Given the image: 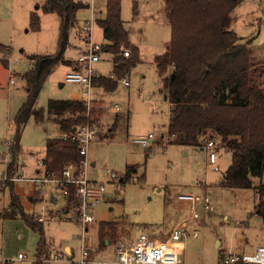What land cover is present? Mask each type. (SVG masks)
<instances>
[{
    "label": "rangeland",
    "instance_id": "1",
    "mask_svg": "<svg viewBox=\"0 0 264 264\" xmlns=\"http://www.w3.org/2000/svg\"><path fill=\"white\" fill-rule=\"evenodd\" d=\"M42 2L0 0V43L8 50V54L2 55H7L8 60L0 59V154L5 151L4 142L12 139L13 118L26 97L22 75L31 68L29 56L53 54L57 50L58 17L54 13L43 12ZM161 4L160 0L121 1V17L129 41L139 47V59L126 77L130 86L124 87L118 82L113 92L104 95L103 100L108 106H121L119 117L106 110L101 116L103 133L112 123L117 124L114 135L92 142L88 149V160L96 162V168H89L88 175L106 182L109 181L105 170L117 175L114 182L106 184L107 201L93 210L96 223L90 224L88 234L93 236L96 243V224L100 221H115L119 222L118 229L137 225L145 227L150 237L159 239L182 221L190 219L191 205L188 201L179 200L178 195L191 193L201 196L202 201L195 206L197 220L189 224V235L180 239L185 244L181 261L183 264H216L219 252L218 247H215V238L221 240V249L236 253H250L264 243V210L262 214L258 213L256 204L261 199H258L254 188L228 189L219 185L231 163V152L218 140H214L217 144L218 171L212 170L208 164V153L203 149L166 145L164 140L163 143L157 142L156 139L162 133L167 134L169 119V103L164 100L162 83L153 65V57L165 52L170 36ZM91 15L89 8L78 10L77 24L69 29L66 57L77 55L78 48H74L79 45L77 26L81 27L84 24L81 22L89 20ZM32 16L39 19L38 31L31 29ZM92 19V40L102 41L101 28L96 25L97 12ZM225 27L234 31L239 43L247 44L255 57L264 55V0H241L226 16ZM125 48L130 50L129 47ZM102 56L103 60L97 68L101 71L106 67L111 70V56ZM259 61L258 70L264 80V57ZM7 66L14 74V84L10 87ZM67 69L64 65H58L52 71V76L47 77L36 100V108H42L45 113L49 99H64L68 96L71 85L65 83ZM63 82L65 86L61 87ZM122 117L125 118L123 123L120 120ZM148 133H153L155 137V141L148 146L133 142L136 136ZM60 134L57 125L49 120L46 113L41 123L30 117L22 129L18 163L22 164L24 159L30 161L31 154L43 158L47 139L59 138ZM131 164L137 166L136 172H132L129 181L120 184L118 180L125 177L126 166ZM4 169L0 157V176ZM24 175L27 177L29 174ZM252 183L254 187L264 184V170L260 177L252 179ZM37 188L30 181L23 180L16 181L12 189L6 187L0 192L1 245L6 258H15L18 253L26 255L20 264H31L35 260L39 235L28 227L19 214L13 212L9 206L11 193L19 196L24 214L36 215L42 211L44 203L31 204L28 197L37 195ZM52 190L57 193L58 205L44 221V234L49 251L62 254L63 260L49 259L50 256L45 255L42 264H70L63 246L69 244L79 254L78 236L82 228L76 219L61 217L62 195L56 188ZM205 200L212 206L211 211L204 208ZM193 231L197 233L195 238L191 236ZM120 239L128 238L123 234L117 241ZM105 253V250L96 249L93 256L97 259L110 258Z\"/></svg>",
    "mask_w": 264,
    "mask_h": 264
},
{
    "label": "trees",
    "instance_id": "2",
    "mask_svg": "<svg viewBox=\"0 0 264 264\" xmlns=\"http://www.w3.org/2000/svg\"><path fill=\"white\" fill-rule=\"evenodd\" d=\"M122 0H106L104 12L96 23L102 29L104 50L113 56L116 78L94 79L107 90L115 88L125 70L138 61V48L128 39L121 17ZM170 28L168 47L155 57L161 78V92L169 103L166 145L204 147L205 140H218L231 152V163L219 185L228 189H250L258 195V213L264 210V184L253 186L252 179L264 170V80L247 44L239 43L238 35L225 27L226 16L241 0H162ZM45 13L58 17L57 50L53 54H32L31 68L22 78L26 97L13 118L8 174L19 171L20 138L24 125L33 117L42 121L46 113L59 125L70 130L84 122L85 106L80 100L47 102L46 110L35 103L43 83L58 65H72L65 59L69 47V29L77 24L78 10L88 8L81 0H43ZM32 30L40 29L39 19L32 16ZM129 47L130 57L120 56V46ZM0 44V54L7 53ZM93 115V110L91 111ZM94 116V115H93ZM45 170L61 172L68 164L79 167L81 157L75 144L60 138L48 139L45 147ZM128 168L121 183L130 180ZM129 179V180H128ZM120 183V184H121ZM9 183L7 186H12ZM69 204L77 209L74 187L69 186ZM10 207L39 235L33 264H42L47 239L44 223L31 214H24L17 195L11 193ZM18 212V213H17ZM119 222H102L97 228V250L120 236Z\"/></svg>",
    "mask_w": 264,
    "mask_h": 264
},
{
    "label": "built area",
    "instance_id": "3",
    "mask_svg": "<svg viewBox=\"0 0 264 264\" xmlns=\"http://www.w3.org/2000/svg\"><path fill=\"white\" fill-rule=\"evenodd\" d=\"M87 4L88 8L93 14V2L94 0H81ZM93 16L89 20H86L80 27L78 32V40L84 45L85 50L79 54L76 59L75 66L72 67L65 74V82L76 86V90L72 91L71 99L80 100L84 103L85 113L83 115L84 122L78 125H74L70 130L60 131V139L75 144L77 152L81 157L79 167L76 170L74 164H68L61 172H49L45 170V160L38 159L37 164L44 167L42 177L37 181L41 184L40 190L44 189L46 184H54L61 191L64 196L69 194V186L74 187V197L78 202L75 218L81 224V232L78 236L80 242V251L77 259H68L70 264H183L181 261L182 244L177 247L180 239L188 236L189 224L197 220V214L195 213V206L198 202L202 201L201 196H197L191 193L178 195L179 200L188 201L191 205L192 216L187 221H182L176 228H174L169 236L165 239L152 238L138 228L137 235L132 239H120L116 241L114 247V255L112 259H97L92 257L95 251L94 238L88 234V225L94 222L93 210L97 208L104 200V193L106 184L114 182L117 179L115 173L105 170L107 175L106 181H98L88 178L87 169L89 160L87 157L90 143L102 135L104 126L100 121L95 118L91 111L93 110L91 89L94 79L101 78L103 73L97 68L98 63L103 60V54H108L104 50V45L96 43L92 40V28L94 25ZM120 52L123 58L128 59L130 57V50L123 45L120 46ZM8 54V53H5ZM1 60H8L7 55L2 56ZM4 57V58H3ZM113 68L107 73V77L115 79L116 74L114 67L116 63L111 56ZM8 67V66H7ZM9 71V83H14V74ZM118 82L123 85H128L129 82L124 76L118 79ZM121 109L119 104H113L109 106L111 112H118ZM169 114V112H168ZM153 134L148 133L142 136H136L133 141L143 146L152 142ZM205 147L208 149V164L212 167V170L218 171L216 166V149L217 146L214 140H205ZM5 151L0 154L1 160L4 162L5 169L0 176V191L3 190L9 183H15L16 181L26 180L25 176L19 171L13 175L8 174V164L10 159V146L11 141L6 140L4 142ZM122 179L118 182L121 183ZM204 208L208 211L212 210V206L205 200ZM44 212L41 216L37 217V220L44 222ZM71 217H73L71 215ZM193 238L197 236V233L193 231L191 234ZM26 255L19 253L16 258H6L3 256L1 237H0V264H14V262L22 261L26 259ZM49 259L63 260L62 254H53ZM216 264H264V245H258L251 253H236L225 250Z\"/></svg>",
    "mask_w": 264,
    "mask_h": 264
},
{
    "label": "crops",
    "instance_id": "4",
    "mask_svg": "<svg viewBox=\"0 0 264 264\" xmlns=\"http://www.w3.org/2000/svg\"><path fill=\"white\" fill-rule=\"evenodd\" d=\"M160 2L162 3L161 4V7H163V10H164V3H163V1L162 0H160ZM105 5H106V0H94V2H93V17H94V15H95V13L97 12V14H98V18H99V16L102 14V12H104V9H105ZM163 5V6H162ZM164 13V17H165V22L167 23V25L169 26V24H168V21H167V19H166V16H165V12H163ZM86 20H84L83 22H81V24L82 23H84ZM97 21V20H96ZM80 24V25H81ZM97 25V24H96ZM79 29H80V26L78 25L77 26V32H76V34L78 35V32H79ZM170 29V28H169ZM143 31V28L142 29H140V32H142ZM101 39H102V41L100 40V41H97V39L94 41V42H97V43H100V44H105V41H104V38H103V32H102V29H101ZM78 40V39H77ZM78 43H79V45L78 46H74V48H78V53H77V55L75 56V57H66V55H65V59H67V60H70L71 62H72V65H64V66H66L68 69L66 70V73L72 68V67H74L75 66V62H76V59H77V57L79 56V54H81L84 50H85V47H84V45L83 44H81L80 42H79V40H78ZM1 44V43H0ZM130 44L131 45H133V46H136V45H134L133 43H131L130 42ZM73 45H71V47H72ZM137 47V46H136ZM138 48V51H139V47H137ZM67 51V50H66ZM251 51V50H250ZM252 52V51H251ZM106 54V53H105ZM110 54V53H109ZM252 54H253V52H252ZM110 56H112L111 54H110ZM156 56H158V55H155L153 58V65L155 66V57ZM113 57V56H112ZM253 57H254V59L257 61V62H261V61H259V60H262L263 59V57H264V55L262 54V55H260L258 58L257 57H255L254 55H253ZM138 59H139V57H138ZM30 60V59H29ZM30 63H31V61H29ZM99 64V63H98ZM105 64V63H104ZM105 65H107V64H105ZM116 67V66H115ZM114 67V68H115ZM101 68V67H100ZM113 68V67H112ZM156 68V67H155ZM112 70V69H111ZM103 71V72H102ZM102 73H103V78L104 77H106V78H108L107 77V74H104V73H107V72H109L110 71V69H107V67L105 68V69H103L102 68ZM129 71H130V69H128V70H126V72L127 73H125L123 76H125V77H128V75H129ZM157 71V70H156ZM52 74H53V72L49 75V76H52ZM48 76V77H49ZM101 77V78H102ZM160 78V77H159ZM160 80H161V78H160ZM64 81V80H63ZM66 83V82H65ZM65 83L63 82L62 83V85H61V87H63V86H65ZM118 83V82H117ZM14 84V83H13ZM13 84H10L9 82H8V87H10L11 85H13ZM68 84V83H67ZM71 85V84H70ZM116 85H118V84H116ZM122 86H124V87H129L130 86V84H128V85H123V84H121ZM71 88L69 89V92H68V96L66 97V98H64V99H58V98H52V99H55V100H67V99H71V94H72V91H74V90H76L77 88H76V86H74V85H71L70 86ZM115 88H116V86H115ZM115 88H113L112 90H107L106 88H104V86L102 85V84H100V83H94L93 84V86H92V89H91V99H92V102H93V115H94V117L95 118H97L99 121H100V123H101V116L104 114V112H105V110L106 111H108L109 113H111L112 115H115V116H117V117H119V115L121 114V109L118 111V112H111L110 110H109V106H111V104L108 106L105 102H104V95L105 94H108V93H110V92H113L114 90H115ZM39 96V95H38ZM167 99V97L164 95V100H166ZM49 100H51V99H49ZM48 100V101H49ZM36 104V103H35ZM36 108V107H35ZM36 109H39V108H36ZM49 118V117H48ZM49 120H51V121H53L51 118H49ZM121 120V123H123V121L125 120V118H121L120 119ZM36 122H40L41 123V121H36ZM54 122V121H53ZM55 123V122H54ZM56 125H57V127H58V129H59V125L57 124V123H55ZM167 124H168V122H167ZM116 127H117V124L114 122V123H112L111 125H109L108 126V129H107V131L106 132H104L103 133V131H102V135L101 136H99L98 138H96L95 140H93L92 142H94V141H97V140H99V139H102V137L103 138H105V137H108V136H113L114 135V133H115V130H116ZM59 131H60V129H59ZM153 134V133H152ZM167 136V134L165 135L164 133H162L160 136H159V138H157L156 140H158L157 142L158 143H163L162 141L164 140V141H166V137ZM48 140V139H47ZM155 141V137H154V134H153V139H152V142H154ZM91 142V143H92ZM134 142V141H133ZM151 142V143H152ZM90 143V144H91ZM135 143V142H134ZM150 143V144H151ZM136 144H138V143H136ZM139 145H141V144H139ZM149 145V144H148ZM148 145H145V146H148ZM90 146V145H89ZM141 146H143V145H141ZM200 149H203V150H205L207 153H208V149L204 146V147H200ZM45 154H46V151H45ZM38 159H45V156L43 157V158H37V157H35L34 155H32L31 154V158H30V161L27 159H24V161H23V163L22 164H19L18 163V165H19V171H21L22 172V174L24 173V174H29L27 177H25L26 178V180H28V181H30V183L32 184H34V186L36 187H38L39 188V192H38V188H37V195H35V194H33L32 196H30V197H28V201H30V203L31 204H36V203H39V202H42V203H44V207L42 208V211L40 210V213L39 214H32L33 216H35L36 218L38 217V216H41L42 215V212H44V218L46 219V217L48 218V216H50L53 212H54V207L55 206H57L58 205V197H57V193L54 191V190H52V188H56L59 192H60V194L62 195V200H63V204H62V206H61V211L63 212L62 213V218H65V219H67V220H70V219H76V221L79 223V225H81L80 224V222L78 221V219L77 218H75L74 217V215H76V209L74 208V205H71V204H69L68 203V201H67V197L66 196H64L62 193H61V191L57 188V186H55L54 184H46L45 186H44V189L43 190H40V186H41V184L37 181L40 177H42V175H43V172H44V167H41V166H39L38 164H37V160ZM90 159V158H89ZM207 159H208V154H207ZM26 162H28V164L26 163ZM216 162H217V158H216ZM132 168V170H131V173L130 174H132V172H136V168H137V166L136 165H133V164H131V165H127L126 166V170L128 169V168ZM29 168H30V170H29ZM90 168V170H93V168H96V162L95 161H93V160H89V165H88V169ZM88 169H87V175H88ZM29 170V171H28ZM126 172V171H125ZM105 173V172H104ZM23 174V175H24ZM106 174V173H105ZM124 175H125V173H124ZM25 176V175H24ZM107 176V175H106ZM142 177V176H141ZM88 178H90V179H93V180H99L98 178H94V177H91L90 176V174L88 175ZM23 181V180H22ZM14 184V183H13ZM13 186V185H12ZM12 186H7V187H10L11 189H12ZM6 188V187H5ZM4 188V189H5ZM45 188H47V189H45ZM48 188H49V190H48ZM3 189V190H4ZM3 190H1V191H3ZM0 191V192H1ZM106 188H105V193H104V200L102 201V203H104L105 201H107V198H106ZM18 196V195H17ZM18 198H19V196H18ZM19 200H20V198H19ZM184 201V200H183ZM101 203V204H102ZM100 204V205H101ZM95 211V210H94ZM75 213V214H74ZM74 214V215H73ZM93 214H94V217H95V219H94V222L93 223H91V224H95L96 223V216H95V213L93 212ZM71 215L73 216V217H71ZM102 222H115V221H100L98 224H96V232H97V228H98V225L100 224V223H102ZM44 223V222H43ZM88 228H90V224L88 225ZM138 228H140V229H143V232H145L147 235H149L150 236V233L146 230V228L144 227V228H141V227H139V226H128V228H123V229H120L119 228V230H120V236H122L123 234H124V237H127L128 239H132V238H135L136 237V235H137V233H138V231H137V229ZM149 229H151V228H149ZM89 230V229H88ZM170 234V233H169ZM169 234H164V235H162L161 236V238H159V239H165V238H167L168 236H169ZM120 236L118 237V238H120ZM218 244V245H217ZM259 245H264V243L263 244H259ZM94 246H95V251H96V248H97V241H96V243H95V240H94ZM183 246H185V244L182 242V247ZM107 247H111V249H108ZM114 247H115V242H106V245L102 248V249H100L101 251H103V250H105V255L107 256V257H110V258H108V259H112L113 258V253H114ZM215 247L217 248V250H218V252H219V254H218V257H217V261H216V263L220 260V258H221V256H222V254H223V252L225 251V249H221L222 248V242H221V240L219 239V238H215ZM255 249V248H254ZM254 249H253V251H254ZM63 251H64V253L66 254V256L68 257V259H73V258H75V257H77L79 254H78V252H76V250H74L69 244H65L64 246H63ZM94 251V252H95ZM252 251V252H253ZM2 252H3V247H2ZM94 252H93V254H94ZM107 252H110V253H107ZM251 253V252H250ZM19 254V253H18ZM17 254V255H18ZM93 254H92V257H94L93 256ZM45 255L47 256V255H49L50 257H52V255H53V252H51V251H49V248H48V243H47V246H46V250H45ZM3 256L4 257H7L6 255H4V252H3ZM8 258H14V257H8ZM16 258V257H15ZM95 258V257H94ZM23 261V260H22ZM22 261H15L14 262V264H20V263H23ZM69 261V260H68ZM34 262V261H33ZM33 262L31 263V264H33Z\"/></svg>",
    "mask_w": 264,
    "mask_h": 264
},
{
    "label": "bare ground",
    "instance_id": "5",
    "mask_svg": "<svg viewBox=\"0 0 264 264\" xmlns=\"http://www.w3.org/2000/svg\"><path fill=\"white\" fill-rule=\"evenodd\" d=\"M182 242L180 241L179 244L177 245V247L181 246Z\"/></svg>",
    "mask_w": 264,
    "mask_h": 264
}]
</instances>
